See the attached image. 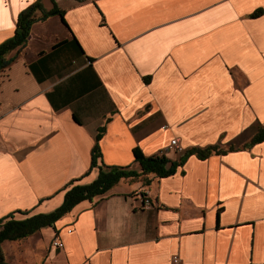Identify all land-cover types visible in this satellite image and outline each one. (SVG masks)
<instances>
[{"label":"crops","instance_id":"obj_1","mask_svg":"<svg viewBox=\"0 0 264 264\" xmlns=\"http://www.w3.org/2000/svg\"><path fill=\"white\" fill-rule=\"evenodd\" d=\"M32 1L0 0V41ZM52 1L62 15L33 21L0 69V216L48 211L66 183L90 181L96 132L97 163L135 170L133 146L233 149L122 177L2 254L27 243L33 264H264V139L243 146L264 128V0L40 4Z\"/></svg>","mask_w":264,"mask_h":264},{"label":"trees","instance_id":"obj_2","mask_svg":"<svg viewBox=\"0 0 264 264\" xmlns=\"http://www.w3.org/2000/svg\"><path fill=\"white\" fill-rule=\"evenodd\" d=\"M52 7L44 10L40 0H34L20 9L16 15L13 33L0 41V69L4 67L11 55H7L11 50H17L22 46L29 33V27L35 20L44 19L50 14L62 15V9L57 8L52 1ZM38 10L39 14H35ZM261 14L259 9L254 10L250 17H256ZM101 129V128H100ZM99 132L95 133V140L91 147L90 166H96V175L88 182L70 181L63 186L62 199L59 204L48 211H39L32 214H26V211H19L23 216L14 217L12 212L0 216V264H8L2 254L1 242L4 240L20 239L42 226H53L54 221L63 213L68 211L76 202L82 199H90L92 196L103 193L111 185L122 177L135 178L140 176L142 182H147L145 175L164 176L174 171L175 167L183 161L185 156L194 154L199 159L207 157L209 154H219L224 151L232 150L227 147L226 150L216 145H207L204 148L191 147L184 148L177 159L166 157L163 152L152 154H143L137 146L131 149L132 159L138 163V169H130L125 166L106 165L96 162V157L100 154L97 139ZM264 139V128L261 127L250 139V142L244 147L253 143H258Z\"/></svg>","mask_w":264,"mask_h":264},{"label":"rangeland","instance_id":"obj_3","mask_svg":"<svg viewBox=\"0 0 264 264\" xmlns=\"http://www.w3.org/2000/svg\"><path fill=\"white\" fill-rule=\"evenodd\" d=\"M136 165L138 163L135 161ZM26 249V250H25ZM30 248L27 245V243H24L22 247H8L4 245L3 248V255L4 258L10 263V264H33L32 258L30 256L29 252Z\"/></svg>","mask_w":264,"mask_h":264},{"label":"bare ground","instance_id":"obj_4","mask_svg":"<svg viewBox=\"0 0 264 264\" xmlns=\"http://www.w3.org/2000/svg\"><path fill=\"white\" fill-rule=\"evenodd\" d=\"M170 144L176 152H181L183 150L182 147L179 145L177 138L171 139ZM140 200H141V205L143 207H148L151 204L150 196L148 195L146 190H143L140 193ZM177 260H178L177 257H173V262H176Z\"/></svg>","mask_w":264,"mask_h":264},{"label":"built area","instance_id":"obj_5","mask_svg":"<svg viewBox=\"0 0 264 264\" xmlns=\"http://www.w3.org/2000/svg\"><path fill=\"white\" fill-rule=\"evenodd\" d=\"M49 243H50V245H53V246H61L62 245L61 241L59 240V238L57 237V235L55 233L52 234Z\"/></svg>","mask_w":264,"mask_h":264}]
</instances>
